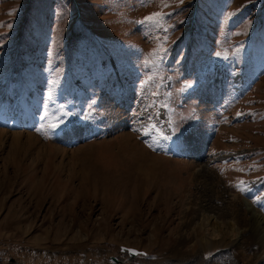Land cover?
<instances>
[{
  "label": "rangeland",
  "instance_id": "374dc122",
  "mask_svg": "<svg viewBox=\"0 0 264 264\" xmlns=\"http://www.w3.org/2000/svg\"><path fill=\"white\" fill-rule=\"evenodd\" d=\"M0 131V264H178L206 198L264 215V0H0Z\"/></svg>",
  "mask_w": 264,
  "mask_h": 264
},
{
  "label": "bare ground",
  "instance_id": "6f19581e",
  "mask_svg": "<svg viewBox=\"0 0 264 264\" xmlns=\"http://www.w3.org/2000/svg\"><path fill=\"white\" fill-rule=\"evenodd\" d=\"M0 133L4 132L0 131ZM55 148L59 151H67L57 146ZM196 173L203 185L208 190L213 191L210 185L213 187L217 184L216 177L208 164L206 162L200 164ZM223 192L228 195L226 199H223L225 203L223 207L215 205L211 202L212 199L207 200L206 198L201 205H197L198 207L191 211L192 216L196 218L187 230V241L178 242L172 251L173 260L177 261L178 264L184 262L208 264V256L216 251L229 254V251L233 250L244 257V251L248 247L253 253V257H249L248 263L264 264V258H262L264 255L263 213L258 211L250 201L241 198L239 195L230 193L227 189H224ZM188 242H192L190 245L192 253L184 252L182 249Z\"/></svg>",
  "mask_w": 264,
  "mask_h": 264
},
{
  "label": "snow or ice",
  "instance_id": "6c2138e0",
  "mask_svg": "<svg viewBox=\"0 0 264 264\" xmlns=\"http://www.w3.org/2000/svg\"><path fill=\"white\" fill-rule=\"evenodd\" d=\"M158 15H159V14H153L152 16L146 17L144 21H141V23L152 22V21H154V18H155L156 16H158ZM49 99H51V97H49ZM51 127H52L53 129H55V128L58 127V125H57V124H53V125H51ZM163 138H164V139H167L168 137H167V136H164ZM240 183H241V185H243L245 182H244V181H241ZM239 190L243 192L245 189H244L243 187H241V188H239ZM127 251L132 252V254H138V253H135L133 250H127Z\"/></svg>",
  "mask_w": 264,
  "mask_h": 264
},
{
  "label": "water",
  "instance_id": "95a60500",
  "mask_svg": "<svg viewBox=\"0 0 264 264\" xmlns=\"http://www.w3.org/2000/svg\"><path fill=\"white\" fill-rule=\"evenodd\" d=\"M127 250H133L135 253H139L138 251L134 250V249H131V248H124L123 251H126V253L130 256V257H135L137 254H132V252L130 251H127ZM113 261L115 262H118L117 260L115 259H112Z\"/></svg>",
  "mask_w": 264,
  "mask_h": 264
}]
</instances>
